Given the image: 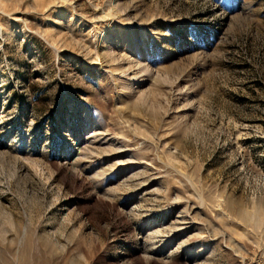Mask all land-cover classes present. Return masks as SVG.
<instances>
[{
	"label": "rangeland",
	"instance_id": "rangeland-1",
	"mask_svg": "<svg viewBox=\"0 0 264 264\" xmlns=\"http://www.w3.org/2000/svg\"><path fill=\"white\" fill-rule=\"evenodd\" d=\"M0 264H264V0H0Z\"/></svg>",
	"mask_w": 264,
	"mask_h": 264
}]
</instances>
